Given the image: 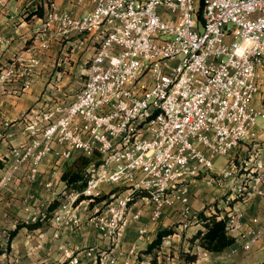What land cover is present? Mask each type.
<instances>
[{
  "label": "built area",
  "instance_id": "2783aa9c",
  "mask_svg": "<svg viewBox=\"0 0 264 264\" xmlns=\"http://www.w3.org/2000/svg\"><path fill=\"white\" fill-rule=\"evenodd\" d=\"M32 1L43 9L36 14L40 23L28 56L0 69V91L13 79L27 89L53 40L85 34L92 53L69 100L25 112L26 139L2 159L10 172L0 187L23 166L33 181L49 155L66 160L99 152L101 164L89 167L83 190L63 199L50 224L53 237L63 228L75 231L85 206L87 220L111 247L83 251L94 263L116 264L112 248L123 236L132 195L145 199L152 221L164 207L187 205L188 181L206 176V184H215L208 175L215 161L253 137L257 124L264 127V110L255 105L256 96L264 101V0H72L70 9L56 0ZM238 161L217 173L232 179L225 202L237 195L244 206L254 195L264 201V140L253 141ZM108 184L109 195L96 201ZM233 222L227 217L229 226ZM145 232L140 228L137 237ZM242 237L249 249L258 232ZM77 263L71 254L66 264Z\"/></svg>",
  "mask_w": 264,
  "mask_h": 264
},
{
  "label": "crops",
  "instance_id": "0c3cea01",
  "mask_svg": "<svg viewBox=\"0 0 264 264\" xmlns=\"http://www.w3.org/2000/svg\"><path fill=\"white\" fill-rule=\"evenodd\" d=\"M71 1L56 0L55 2L58 7L70 9ZM35 9L32 0H0V69L11 60L28 56L32 37L41 17L34 14L30 19H25V16ZM73 12L79 14L82 8L73 9ZM64 40H66L64 49L70 47V52L75 53V59L81 60L84 68L79 69L78 72L85 77L86 60L92 53L90 39L85 34H74L69 38L53 40L50 47L62 45L61 42ZM64 49L61 52L67 59L69 53L64 52ZM51 51L48 48L41 57L40 64L32 76L31 85L27 89H22L20 80L13 79L3 85L4 92L0 91V177L4 172L5 174L10 172V169L3 166L2 159L7 157L12 146L26 139L23 132V115L29 108L45 103L44 95L40 96V89L44 81L50 78V72H48L50 64L47 63V59ZM67 67L69 71L74 70V67ZM59 74L62 75L61 72ZM58 78L56 75L57 80ZM52 81L56 83L55 80ZM255 105L264 110V101L257 99ZM254 132L253 137L239 144L229 156L215 161L214 173H219L222 168L231 165L235 154H237V160L245 157L251 151L253 141L264 140V127L260 123L254 128ZM64 168V159L57 160L49 155L41 161L39 173L33 181L26 180L27 167L23 166L13 173L7 185L0 187V245L2 247L5 246L7 230L21 222H32L45 211L56 194L64 189L66 183L61 178ZM231 180L225 178L223 182L225 187H218L219 191L210 198L208 194H202L200 189L195 188L197 183H189L188 187L193 193L187 205L178 203L164 207L161 216L154 221L150 219L149 206L145 199H136L129 208L128 218L123 226V236L112 248L117 257L116 264H124L125 260L132 264L136 260L138 251L146 248L157 231L170 226H173L176 232L162 243L156 254L157 264H264L263 198L254 195L245 206L238 201L231 206L228 205L225 198L221 196L225 191L229 193ZM47 183L51 185L46 186ZM104 188L109 190L112 185H104ZM215 200H219L218 207L227 210V217L234 220L229 226V233L236 239L220 252L208 251L194 245L191 252L197 253V258L186 263L182 260L180 253L189 250L187 238L202 227V224L193 220L192 216L210 206ZM84 208L85 206H81L83 223L75 231L60 229L58 237L52 235L56 230L52 224L34 229L21 228L10 243L7 258H12L11 264H66L71 254L77 256V264H95L93 256H88L83 250L87 248H94L95 251L105 250L109 249L111 244L103 236L101 229L87 220L90 212ZM136 211L139 212V217L134 220L131 216ZM140 228L146 230L142 239L137 237ZM249 229H255L258 237L250 244L249 249H244L246 239L242 235ZM59 246L66 251L60 250Z\"/></svg>",
  "mask_w": 264,
  "mask_h": 264
},
{
  "label": "trees",
  "instance_id": "16d2710c",
  "mask_svg": "<svg viewBox=\"0 0 264 264\" xmlns=\"http://www.w3.org/2000/svg\"><path fill=\"white\" fill-rule=\"evenodd\" d=\"M42 15L43 9L41 7L36 8L25 16V19H29L32 15ZM28 16H30L28 18ZM100 154L94 151L90 156L77 154L69 159L65 160L64 172L61 178L65 180L64 192L61 191L48 203L45 211L37 216L32 222H21L15 225L14 228L6 231L5 246L0 245V264H11L12 258H7L10 252V243L18 231L26 227L28 229H34L41 226L50 225V220L61 204L63 199L72 192H81L86 184L90 170L89 167H97L101 164ZM118 189V188H116ZM119 189H124L120 187ZM108 191V190H107ZM101 195L96 198V201H100L106 198L109 193ZM228 195V194H227ZM227 195L223 194L221 198H226ZM137 194L131 196L128 200V207L136 200ZM242 196L237 195L228 200L227 204L232 205L234 202L240 201ZM84 199V196L80 195L77 202ZM219 200H215L210 206H207L204 210L196 213L192 216L193 220L202 224L201 228H198L190 237L187 238L189 243L188 251H181L182 260L186 263L192 262L197 258V253L191 252L192 246L198 245L201 248L208 251L220 252L226 249L235 241V236L229 233V225L227 223V210L218 207ZM91 205V203H90ZM221 212L223 216L220 217ZM176 232L173 226L164 227L157 231L156 235L149 241L146 248L138 251L136 260L132 264H157L156 254L162 243L166 238ZM5 258L3 259V257ZM98 264V263H95Z\"/></svg>",
  "mask_w": 264,
  "mask_h": 264
},
{
  "label": "rangeland",
  "instance_id": "374dc122",
  "mask_svg": "<svg viewBox=\"0 0 264 264\" xmlns=\"http://www.w3.org/2000/svg\"><path fill=\"white\" fill-rule=\"evenodd\" d=\"M29 17L30 16H28V18ZM65 41L66 40L61 42L62 45L49 47L52 50L50 54H48L49 59H47V63L50 64V65L48 64L50 66V69L48 70V72H50L49 74L50 78H48V81H44L40 89V92H41L40 96L44 95L45 103H48V102L51 103L52 101L69 100L71 96L73 95V93L81 87L84 81V75L78 72V70L83 69L84 66L82 65L81 60L78 61V59H75L74 57L75 53L70 52V49H71L70 47H66L64 49L63 45L65 44ZM62 49H64V52L69 53V55L67 56V59L65 58L64 54H62L61 52ZM71 54L73 55L71 56ZM78 65H80V67ZM67 66L74 67V70L69 71ZM85 68H86V65H85ZM59 72H61L62 75H60ZM56 75L59 77L58 78L59 80L56 79ZM52 80H55L56 83ZM46 87L48 89H46ZM257 99H258V96H256L255 101ZM45 103H42L41 105ZM233 160L237 164L240 162L237 160V154H235V158ZM208 175L212 176L215 181V184H213L212 186H208L205 184L206 176L198 177L193 180H190L188 181V185L189 183H197L195 188L200 189V192L202 194H208L210 198V197H214L215 194L219 191L218 187L220 188L225 187L224 186L225 184L223 183L224 181L221 180L220 176L217 173H214V171L209 172ZM105 190H108V188L107 189L104 188V192ZM121 190L124 191L123 189ZM192 193L193 192L189 189V198H191ZM224 194L227 195V191H225ZM103 195H105V193H103ZM140 197H141V194H137L136 199H139ZM141 201L143 202V200Z\"/></svg>",
  "mask_w": 264,
  "mask_h": 264
}]
</instances>
